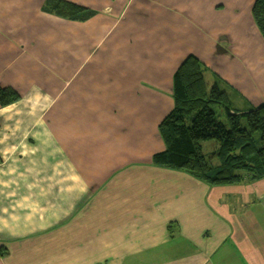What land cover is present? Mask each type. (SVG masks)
Here are the masks:
<instances>
[{"label": "crops", "instance_id": "crops-1", "mask_svg": "<svg viewBox=\"0 0 264 264\" xmlns=\"http://www.w3.org/2000/svg\"><path fill=\"white\" fill-rule=\"evenodd\" d=\"M51 1L0 0V86L20 96L0 105V264H264V179L152 163L188 56L240 112L264 103L256 0H64L82 20Z\"/></svg>", "mask_w": 264, "mask_h": 264}, {"label": "trees", "instance_id": "trees-1", "mask_svg": "<svg viewBox=\"0 0 264 264\" xmlns=\"http://www.w3.org/2000/svg\"><path fill=\"white\" fill-rule=\"evenodd\" d=\"M50 4L52 7L46 10L67 19L88 16L84 8L64 0H52ZM253 18L264 39V0H256ZM206 71L205 65L191 55L175 72L174 108L158 126L164 150L153 156V163L183 170L211 186L240 183L244 171L249 181L264 179V105L245 112L233 111L230 97L219 82L209 86ZM19 98L12 88L0 86L1 106ZM215 106L224 108L226 120L219 119ZM205 141H215L218 146V164L207 160L202 146Z\"/></svg>", "mask_w": 264, "mask_h": 264}, {"label": "rangeland", "instance_id": "rangeland-1", "mask_svg": "<svg viewBox=\"0 0 264 264\" xmlns=\"http://www.w3.org/2000/svg\"><path fill=\"white\" fill-rule=\"evenodd\" d=\"M245 2L247 1V0H244ZM249 3H250V1H249ZM249 3H248V5H249ZM255 4V3H254ZM254 4L252 3V4H250V8H251V6L253 5L254 6ZM246 5H247V2H246V4H245V7H246ZM253 6H252V8H251V13H252V17H253ZM247 10H248V8H247ZM253 20H254V18H253ZM255 22V21H254ZM256 24V23H255ZM221 85V84H220ZM229 91H231V93L230 94H233L234 93V100L232 99V101H231V106H232V109H233V111H235L236 112V108H234V105H233V103L235 104L236 102L235 101H237V102H239L240 101V93L238 92V91H236V90H234V88H232V86H231V89H229ZM238 97V98H237ZM231 100V99H230ZM262 105H264V103H262L260 106H262ZM214 109L217 111V113H218V117H219V119H221V120H226V114H225V111H224V108H222V107H218V106H215L214 107ZM237 111H240L239 109L237 110ZM159 132V131H158ZM256 137L259 139V135L257 134L256 135ZM202 146H203V151H204V154L206 155V157H207V160H209V161H212V163L213 164H218L219 163V161H218V158L215 156V152L217 151V149H218V146L215 144V141H205V142H202ZM212 152H214V154L212 153ZM213 154V157L212 158H208V157H210L211 155ZM152 163H153V160H152ZM153 165L155 166V167H160V166H157V165H155L154 163H153ZM160 168H163V167H160ZM167 169V168H166ZM174 170H176V171H183V170H177V169H174ZM245 172H247V171H244V172H241L240 174L243 176V181L242 182H240V183H243V182H247V181H249L248 180V177H247V175H246V173ZM248 173V172H247ZM193 177V176H192ZM201 181V180H200ZM203 182V181H202ZM250 182H253V181H250ZM204 183H206V182H204ZM240 183H237V184H240ZM207 185H210V184H208V183H206ZM100 241H98V243H99ZM97 243V244H98Z\"/></svg>", "mask_w": 264, "mask_h": 264}]
</instances>
